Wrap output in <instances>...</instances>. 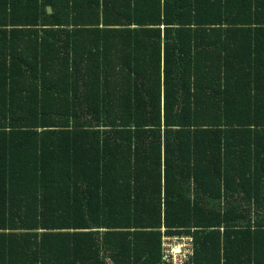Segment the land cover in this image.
Listing matches in <instances>:
<instances>
[{
	"label": "trees",
	"instance_id": "1",
	"mask_svg": "<svg viewBox=\"0 0 264 264\" xmlns=\"http://www.w3.org/2000/svg\"><path fill=\"white\" fill-rule=\"evenodd\" d=\"M166 237L264 264V0H0V264Z\"/></svg>",
	"mask_w": 264,
	"mask_h": 264
},
{
	"label": "built area",
	"instance_id": "2",
	"mask_svg": "<svg viewBox=\"0 0 264 264\" xmlns=\"http://www.w3.org/2000/svg\"><path fill=\"white\" fill-rule=\"evenodd\" d=\"M163 241V258L174 264H184L191 253L189 240L187 238L182 240L177 237L173 239L166 237Z\"/></svg>",
	"mask_w": 264,
	"mask_h": 264
},
{
	"label": "water",
	"instance_id": "3",
	"mask_svg": "<svg viewBox=\"0 0 264 264\" xmlns=\"http://www.w3.org/2000/svg\"><path fill=\"white\" fill-rule=\"evenodd\" d=\"M48 12H49V14H53V10L52 9H48Z\"/></svg>",
	"mask_w": 264,
	"mask_h": 264
},
{
	"label": "rangeland",
	"instance_id": "4",
	"mask_svg": "<svg viewBox=\"0 0 264 264\" xmlns=\"http://www.w3.org/2000/svg\"><path fill=\"white\" fill-rule=\"evenodd\" d=\"M179 244H181V243H179Z\"/></svg>",
	"mask_w": 264,
	"mask_h": 264
}]
</instances>
